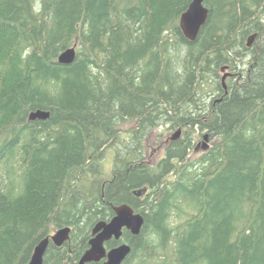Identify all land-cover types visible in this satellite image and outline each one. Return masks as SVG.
<instances>
[{
    "label": "trees",
    "instance_id": "obj_1",
    "mask_svg": "<svg viewBox=\"0 0 264 264\" xmlns=\"http://www.w3.org/2000/svg\"><path fill=\"white\" fill-rule=\"evenodd\" d=\"M190 1L0 0V264L64 226L43 264H76L121 203L144 219L121 264H264V0H203L194 41L178 25ZM166 126L184 135L144 163ZM197 131L214 142L191 159Z\"/></svg>",
    "mask_w": 264,
    "mask_h": 264
},
{
    "label": "water",
    "instance_id": "obj_2",
    "mask_svg": "<svg viewBox=\"0 0 264 264\" xmlns=\"http://www.w3.org/2000/svg\"><path fill=\"white\" fill-rule=\"evenodd\" d=\"M208 16V8L204 5L203 0H191L187 8L180 14L178 25L185 39L194 41L206 22ZM256 33L251 34L246 39V46L249 47ZM76 57V44L70 46L57 57V62L60 64H70ZM226 67H222L221 70ZM225 77H221V82L225 88ZM49 117V112L42 109H36L30 112L28 118L30 120H46ZM181 129L178 128L166 141H173L179 138ZM208 134H204L203 149H206ZM149 160H147L148 162ZM146 187L132 190L133 194L140 196L145 193ZM112 210L114 215L107 221L100 220L95 222L91 228L90 238L88 240V248L83 252L76 264H88L97 262L102 258H106L102 264H121L131 251V246L128 243H120L109 250L105 249V242L110 239L118 240L122 236L123 229L130 231L132 235H138L143 225V215L135 210L127 203L113 205ZM70 226L57 228L48 236L39 240L33 248L30 259L24 264H43L44 255L46 253L49 242L55 246H62L70 238Z\"/></svg>",
    "mask_w": 264,
    "mask_h": 264
},
{
    "label": "rangeland",
    "instance_id": "obj_3",
    "mask_svg": "<svg viewBox=\"0 0 264 264\" xmlns=\"http://www.w3.org/2000/svg\"><path fill=\"white\" fill-rule=\"evenodd\" d=\"M234 73V71H231L229 68H225L223 70L219 71V81L223 75H226L225 80L231 76ZM135 124V121L131 120H126L122 122L119 125L120 128V134L123 137H127L129 135V129H131ZM179 127L176 128H170V126L166 127H157L155 128L151 134L147 135L144 145H145V159L149 160L151 164H155L158 162L160 159L163 158L165 148L168 145L170 141H166V139L172 135ZM182 128V133L180 136L184 135L185 128ZM206 131H197L195 134L192 135L193 139V145L195 146L191 151H190V158L194 159L198 157L204 150H206L211 144L214 142L211 135L208 134L207 136V148L203 149V142H204V134H206ZM179 136V137H180ZM113 157V153L111 151L107 152L106 155V163L107 166L111 165V160ZM56 230V229H55ZM54 232V230L51 232V234Z\"/></svg>",
    "mask_w": 264,
    "mask_h": 264
},
{
    "label": "flooded vegetation",
    "instance_id": "obj_4",
    "mask_svg": "<svg viewBox=\"0 0 264 264\" xmlns=\"http://www.w3.org/2000/svg\"><path fill=\"white\" fill-rule=\"evenodd\" d=\"M143 162L144 163H146V164H148V165H154V164H151L149 161L147 162V160L144 158V160H143ZM131 194H132V196H134V197H139V196H136L135 194H133V192L131 191ZM144 194V193H143ZM142 195V194H141ZM140 195V196H141ZM113 215H114V212H113ZM124 230H126V231H128L127 229H123V231ZM123 231H122V233H123ZM129 233H130V231H128ZM113 239V238H112ZM112 239H110V240H112ZM110 240H108V241H110ZM115 240V239H114ZM120 239H118V240H116V241H118V243L116 244V245H118V244H120V243H122V242H124V241H119ZM108 241H106L105 242V249L106 250H109L110 248H112V247H114V246H116V245H114V246H108ZM124 243H127V242H124ZM105 259L106 258H102V259H100L99 261H97L96 263H98V264H102L104 261H105ZM95 263V262H94Z\"/></svg>",
    "mask_w": 264,
    "mask_h": 264
},
{
    "label": "bare ground",
    "instance_id": "obj_5",
    "mask_svg": "<svg viewBox=\"0 0 264 264\" xmlns=\"http://www.w3.org/2000/svg\"><path fill=\"white\" fill-rule=\"evenodd\" d=\"M28 114H29V112H28ZM28 114H27V115H28ZM49 114H50V113H49ZM49 117H50V116H49ZM38 120H39V119H38ZM42 121H43V120H42ZM177 129H178V128H177ZM50 243H52V242L50 241Z\"/></svg>",
    "mask_w": 264,
    "mask_h": 264
}]
</instances>
